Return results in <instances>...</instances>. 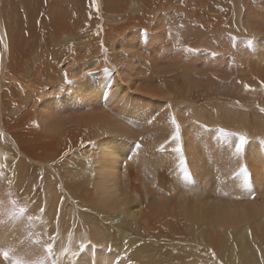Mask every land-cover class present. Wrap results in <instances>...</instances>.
Listing matches in <instances>:
<instances>
[{
    "label": "bare ground",
    "instance_id": "1",
    "mask_svg": "<svg viewBox=\"0 0 264 264\" xmlns=\"http://www.w3.org/2000/svg\"><path fill=\"white\" fill-rule=\"evenodd\" d=\"M16 1L21 6L18 14H17V3H15ZM83 1L84 0H0V35L4 36L5 43L7 44V48H5L3 45H0L2 51V55H1L2 58L0 60V85L3 84L1 82V79H4L7 73L5 72L7 67L9 70L8 72H12L14 75L17 76L18 82L20 80V81H26V83L30 82L29 84H31L33 81L36 82V80H40L41 78L44 77L48 78L47 81L49 82V84H55L57 80L60 82V79H57L55 77L54 71H60L61 67L66 64V60L71 57V55L73 54V50L75 49V47L73 46L83 44L84 42L89 40L90 36L96 35L97 32L101 30V28L95 26L97 22H100L102 25H106L107 23L114 21L111 24V26L106 25L104 27L105 29L111 30L113 33L125 34L127 28L129 27L138 28L142 26L141 28L143 29V25L147 27L146 31H150V32H153V30L155 31V27L153 28L149 27L148 14L152 16L158 12L153 8L157 7V3L159 0H136L132 5L128 4L127 0H110V4L105 6L103 11L97 16H95V14H91L90 13L91 9H90L88 11L89 12L88 15L91 14L89 16L90 18L89 19L86 18V20L87 19L88 20L87 21L85 20V23L83 21L77 22L72 19L73 12L77 10L74 9L76 8V4L82 7V5H80L79 3ZM196 1L198 2V0H190L189 2L188 0H180L179 2H177L182 4L180 5V7L175 6V9H177L178 11V15H176L175 12L174 14L176 16H173L174 18L172 17V19H165V17L163 19L160 18L162 16V13L160 14L161 16L157 15L158 17H156L155 19L153 18L155 20V23L157 22L162 23L161 24L162 34L168 35L165 41H172V43L170 42V44L174 45L173 40L171 39H174L176 42V36L177 34H179L180 37L179 44H181L179 46L182 45L184 46V44H187L190 40H192V38H194V40L196 39L197 41L203 42V44L205 45L204 49H206V52L210 50L217 54L233 55L234 52L230 50V47H228L229 45L227 44L228 42L227 39L223 37H216V34L215 37L212 36L213 34L212 30L218 29L219 26L210 25V20H208L210 18L208 16L204 18L203 16L200 15V18H198L197 15L194 14L192 10H194L195 8L194 5L192 6V4H194V2ZM202 1L203 2L205 1V3L211 2V0H202ZM119 2H121L120 6H118ZM244 2L245 0L244 1L239 0L237 2L239 5V14L237 19H235L236 23L233 24V25L237 24V27L235 25L236 29H238V27L241 26L245 29L243 30V28L241 27V29L239 30L240 32L247 31V21L251 17L249 15L248 18L247 17L248 15L246 16L243 14V9L245 7ZM232 3L231 5H233ZM69 4L71 5L69 6ZM189 6H192V8ZM208 6H210V4ZM169 8L170 7L168 6L164 8V10H169ZM248 9H250V7ZM44 10L46 11L45 13H43ZM49 10L50 12L48 14ZM199 11L201 12L202 10ZM190 13L193 14L191 15V17L195 19V22H193V19H189L188 17H186V15ZM257 15L255 19L258 17ZM47 16L49 21L47 20ZM163 16L165 15L163 14ZM75 17L76 16H74V18ZM84 17L85 16H83V18ZM257 20H259V17L257 18ZM24 21H27V23L29 22L28 27H25L27 28L25 31L23 29H20L18 26L21 23V27L24 28L25 26ZM124 23H127L129 25L126 26L124 25ZM239 24L241 26H238ZM257 24L260 27L261 24L260 25L259 23ZM257 24L255 25L257 26ZM165 25L169 27V31L164 29V27L167 28V26ZM180 25H183L182 29L179 27ZM201 25L203 27H201ZM80 30H84L85 36L78 35V38L75 39L73 36L77 34ZM250 30L251 31L242 32V33H239L238 31L236 32L237 33L236 35L237 37L238 35H241L243 37V35L247 33V35H250L252 38H254L261 33L260 31H257L255 28H252ZM170 32L171 35H169ZM18 33L20 35H18ZM153 34L154 33H152V35ZM111 36L114 37L113 34ZM262 41L264 40L262 39ZM19 42H21V46H17ZM146 43L148 44V42ZM121 46L122 45L120 44V48L123 49ZM174 49L176 48L173 46V48L170 51L173 52ZM112 50L113 52L115 51L114 48H112ZM126 50L128 52V49ZM167 50H166V54L169 52V50L168 52ZM141 51L142 53L144 52L143 47ZM146 51L147 50H145V53L148 54V52ZM159 52L157 53L162 57L163 56L161 54L162 52L161 53ZM241 52L242 51H240V54L238 55H240V58L241 56L242 58H244L243 56L244 54L242 55ZM163 54H165V51ZM245 54L247 59H249L248 58L249 54L247 53ZM258 54L260 56L261 52H259ZM223 55L219 56L217 60L221 59ZM234 55L236 56V54ZM238 55L235 57L236 59H238L237 58ZM48 56H52L54 60L58 63L56 67L50 65V68H48L41 63V61L44 58H47ZM140 56L141 55H139L138 57ZM155 56H157V54H155ZM168 56L169 55L167 54V57ZM131 57L133 59V56ZM147 57L149 59L150 57L149 54ZM181 57L179 58L183 59V57L182 58ZM134 58H137V56ZM157 58H156L157 62L162 61L160 59L158 61ZM152 60L155 61V59ZM164 60L166 61V59ZM141 61L144 62V60ZM245 61L247 62L246 59ZM245 61L242 62L245 63ZM250 61H253V59L249 60V62ZM261 61L262 60L260 59V63H259V61L255 60L256 63H259L260 67L264 64L263 63L264 61L262 62ZM145 62L150 63L149 61H147V58ZM238 62H240L239 59ZM255 62L253 63V65L256 64ZM243 63H241L242 64L241 65L240 63L235 64L234 62V64L232 65L235 68L232 65H230L229 69L231 66L233 67V70H231L232 67L230 70L233 71L234 75H236L237 71L239 70V67L242 71L241 66L244 69L246 68L247 65H249L248 68L249 69L251 68L253 73L257 70V69L253 70L254 68H252V66L250 67L251 62L249 64H243ZM222 65L223 63L221 64V66L220 65L217 66V68L222 67ZM235 65L236 66L238 65L237 66L238 69H236ZM243 65L246 66L244 67ZM259 65L257 64L254 66H259ZM131 66L129 68H131ZM140 66L141 65H138V67ZM209 66L212 67L210 64ZM93 68H94V63L92 60L90 61L89 64H84L78 68H74L72 70V73H70L71 78H74V80L72 81V83H70L69 88H65V90L62 93L60 92V90H56V92L59 91V93H55L53 96L49 95L50 97H45V96L43 97L42 95L39 94H36L35 96L33 95L32 97H29L27 95L28 97H26L25 95H23V93L17 94L16 97L17 118L16 115H14L10 110L9 103H11V100H9L10 98L8 97L9 95L3 93V91L0 90V134H2L0 135V143L3 144V147L0 145V152L3 151V148L7 149L6 148L7 146L5 144H11V147L13 149V151H11L13 155L12 161H13V157L17 161V166L15 165L10 172H6L4 170L8 179L12 181V185L10 187L7 180L2 179L3 181H0V201H2L3 203L6 202L5 200L8 199L9 191L18 192V190H21V188L24 187H25L24 189L27 188V190H29L28 188L31 185L28 184V181L30 180V178L29 179L27 178L29 174L30 175L33 174L32 176L35 177L34 179L35 181L36 179H41V176L43 180V182H40V184L35 183L37 186L39 184L40 189L38 188L39 189L38 192L32 190V192H37L38 195L36 194L35 196H33L32 192H31L32 194L25 192L24 194H28V195H24V194L21 195L19 192L24 190L22 189L21 191L18 192L20 195L17 193V198H19L18 195L21 198H23V201L24 199L29 198L31 199L29 200L31 201L29 203V206H35V205L37 206L38 204H40V207L38 206L39 209L42 207L45 208V212L42 217V222L34 221L32 223V227H29V225L26 224V222L28 221L24 223V221L27 219L26 213L24 214L25 216H23L25 217V219L23 220L21 218L22 217L21 215L15 216L12 214L13 213L12 206H10L12 207L11 209L8 208L10 211H8V209L5 208V217L7 215V218L5 217L4 218L5 220L8 219L9 222L8 224H6V226L1 225L2 227L0 226V230L3 229L6 230L7 234L11 235V237L13 236L16 237L17 234L18 235L21 234L23 237H29L28 235L26 236V234H28L29 232L31 233L32 236L31 239H36L38 236L39 238L40 237L45 238L49 235L55 236L54 241H56L58 244L54 246L55 250L54 249L53 250L56 253L57 251H59V249H62L61 250L62 253H64L66 250L68 255H66L67 257L64 258L65 259L67 258V264L69 263L68 262L69 260L70 261L72 260L71 261L72 264H261V257L264 256V192H263L264 186L261 188L262 189L261 192L259 188L261 186L259 185L258 187L256 186L258 182H255V179L256 181L259 180L258 178L262 174L260 170L264 169L263 168L264 152L262 151L264 148H262L260 144V146H257L258 148L257 150L256 146L253 144H255L256 141H258L255 139L257 138L256 134L258 133L256 132V134H253L252 133L253 130H251L250 128L249 129L251 131L248 132L249 130L247 129V127L248 126L251 127L252 125L255 126L256 124H257L255 126L256 130L257 128L258 129L261 128V126L264 127V119L261 120L259 119V121H262L259 122L257 121V117L256 118L254 117L249 118L248 116L246 117L245 115H247L250 112L248 111V109L246 112H244L245 106L242 107L244 102L243 103L239 102L242 103L240 104L242 108L239 106L241 110L240 108H237L238 103L237 106L235 105L236 103L235 100H234L235 103L231 105L233 107L231 106L229 107L228 105H226L227 103L223 104L224 102L223 103L221 102L222 105L220 103H218L220 105L218 104L216 105V102H214L215 100H217L215 99V96L223 97L222 99H224L227 97V95H229L228 92L231 93L237 92L236 89L239 90V87L235 85L240 83L239 80L242 79L241 82H243L244 79L247 78V75L242 74V72L246 71L248 68L244 69V71L242 72L240 71L241 77L243 76L244 78L242 77L241 79H239L238 75L236 76L239 80L236 79V76H234L235 77L234 80L229 78V80L231 79L233 81L231 87H236L235 90L234 88H232L234 91L232 89L230 91L231 87L228 88L229 87L227 84L228 80L226 81L219 80L222 74L221 76H219L220 74L217 73L219 74L218 76L220 78L218 77L216 78L220 82L215 80L214 77H213L214 80L212 79L213 81L210 80L212 78V75L214 74L216 75V73H214L216 71L215 70L216 66L215 68L212 67L214 68L215 71L210 72L212 73L211 76L208 70H207V73H209L208 75L207 73H204L206 70L203 71V74L209 76L210 79L207 78L206 76L202 78L201 77L202 74L194 75V79H193L191 78L192 74L189 73L188 75L180 78L181 80L180 84L173 83V88L174 91H177V93L179 91L182 94L181 97H179V99L185 98L186 95H188L189 97V94L191 93L192 89L196 88L197 86H200L207 94V96L206 95H204L205 97L203 96L204 100L206 97H207L206 98L207 101L213 98L215 99V100L213 99L214 100L213 103L209 102L210 104L211 103L215 104L214 110L210 114L212 117L209 118V120L204 119L205 115L204 112H202L203 110L202 109L200 110V108H197V106L195 107L196 104L194 105L190 104L192 107L188 104L189 108L187 111L190 116L188 115L189 117L186 118L187 119L186 122H188L198 130H200L199 128H201L200 125H204V124L211 125L212 122L215 120L216 125H218L217 128V126H215L214 124V126L216 127L215 129H219V127H224L229 129V131H231L230 128L235 126L236 123L237 125L241 124L239 125V129H240V126H242L243 124L241 122L242 120L245 119L244 117L247 118L245 119L246 121L249 119L247 122V126L244 125V127L246 126L245 128L247 129L248 133L253 134L252 139L250 138L251 137L250 134L245 133L246 129L243 126H242L243 128L241 127L242 130L241 129L239 130L240 132L238 131L235 132L243 134V130L245 129L244 134L248 135V137L250 135L249 139L251 140V142H255L252 145L250 144L251 147L250 145L247 146L249 148L255 146L253 147L256 148L254 149L255 152L253 149H249L251 151L248 150V153H245V155L247 154L246 157H248L249 159L251 157L254 158L255 156L256 162L254 163L253 161L248 160V158L247 160L244 161L245 163L249 162L247 163L248 165L247 167H249L248 168L249 172H252L250 174L252 175L254 173V175H252L253 176L252 180L254 177L255 179L254 181L251 180L252 181L251 187L254 186L253 184H256L255 187L258 188L257 189L258 191H260V192L256 191L254 187L251 188L252 190L254 189L252 191L253 193H255L254 198L248 197L246 194H244L242 190H240L239 195H237L238 192L236 194L235 189L237 191H239L240 189L238 188V186H236V184L239 185L238 183H240L238 182L239 181L238 179L237 180L233 179L232 181V179L229 178L230 180H228L229 182L230 181L233 182V184L232 182H230V184L228 182V184L232 186H234V180H235L234 188L232 186L228 188L229 185L226 183L227 181L222 180L221 183L219 182L220 187L218 186L220 190L218 191L211 190V187H213L212 185L213 182L212 183L210 182L211 181L210 176L212 174L209 170L211 169L213 170V168L209 170L207 168L209 167L208 165H210L209 163H211V160L213 158L210 157L211 160H209L210 159L209 157H208L209 159H206L209 160L208 164H206V160H205V168L203 169V165L200 164V159L202 157V154L200 152L203 151V148L200 146V142L197 141L198 139L201 138V136L199 138L198 136L194 135V137H192L193 139L187 138L186 136L185 137L183 136L184 138L182 137V141L183 139H185L184 151L187 158L188 166L190 168V172L193 177V182L191 184H186L181 181L179 176L176 174V169H175L176 161L167 160L169 157L164 156V154L168 152L161 153L158 151L160 144L163 143L166 139H168L172 133L173 129L170 123V115L174 114L178 121L180 120L178 117H182V115H179L180 113L178 114V112L176 111L175 106H174L175 109L173 108V110L175 111H172L171 109V107L173 106H171L167 111L164 110V112H161V115L154 121V124L150 125V127H144V129L142 130L143 132H138V133H136V131L135 132L128 131L130 130V128L125 127L126 124L120 125L117 120L111 119V117L107 113L105 114L100 113L98 116L97 115L95 116L94 113L93 115H90L87 120L83 122L75 121L74 119L72 120L71 116H63L64 113L68 112V108L63 103H70L72 101L71 99H68V97H65L69 95V93L72 92L75 95H78V97L81 98L82 100H93L100 96L102 91V85H98V84L102 80H104L107 83L109 77L102 76L99 74H98L99 76L97 74L91 75L90 72L93 70ZM261 68H262L261 71L264 70L263 69L264 65ZM223 69L224 71H222L221 68L218 69V72L220 73L223 72V74L224 72L225 73L227 72L226 74H228V70H229L228 67ZM249 69L248 71L251 72ZM141 70L142 69H140V71ZM190 70L191 69H189V72ZM234 70H236V72ZM170 72H172V70ZM130 73L128 75H130ZM226 74H224V77L227 76ZM233 74L231 72V75ZM254 74H256V72ZM26 75H28L27 78ZM258 75L263 76L264 74L260 73ZM258 75L257 77H260ZM132 76L130 78H132ZM252 76L254 75L252 74ZM235 79L236 82H234ZM61 82L64 83L66 81L64 79H61ZM25 85L26 84H24V86ZM42 85L46 86L45 84ZM42 85H39V87L41 86L44 89ZM246 85L249 86L251 84L247 83ZM20 86L22 89V85ZM26 86H30V85L27 84ZM39 87L37 86L36 88ZM33 88L31 90H33ZM36 88H34V90ZM249 88H251L252 90L254 87L249 86ZM243 89L244 88L240 89V92L238 91L239 93L238 92L237 93L242 94L241 92L243 91ZM195 90H193V92H195ZM248 90L249 89H247V91L244 90L243 95L244 96L247 95L246 98L249 101L250 99H248V97L250 92H248ZM26 92L24 94H26ZM252 92L254 91L252 90ZM254 93H258V92H254ZM146 94L147 93H145L144 95ZM234 95L231 94L233 98ZM243 95H241L242 98L244 97ZM252 96L253 95L250 94V97ZM254 96L259 97L257 96V94ZM196 97L198 98L199 96L196 95ZM228 97H230V95ZM114 98H115L114 94H111L108 96L107 99L113 100ZM129 98L130 96H128L126 101L123 102L120 106L116 107L115 110L113 109L114 114L118 118H121L123 116L124 109L128 107ZM153 98H151V100ZM56 99H58L57 102ZM239 99L240 98H238V100ZM258 99L255 98V100L253 101L254 102L256 100L259 101ZM28 100H30V102ZM193 100L194 103L200 102V100L196 98ZM243 100L246 99L243 98ZM27 101L28 103H31L35 107L38 106V108H40L41 111L44 109H48V113L46 114L41 112H40L41 114L39 113L42 116V121L44 123L41 122V120L38 121L36 119H33L30 120L32 121V123H34L32 124L29 120H27V116L25 112V109L27 110V108L24 107V104ZM191 101L188 100L187 103H190ZM248 101L246 103H248L247 105L249 107L254 104V102L252 103L251 100L249 102ZM91 102L92 101L80 102L82 105L81 110L88 109L90 107ZM97 103H100V101H97ZM54 105L56 106L54 107L53 111L49 112V109ZM260 105L258 104V106ZM248 106L246 107L248 108ZM255 106L257 105H254L253 107ZM153 107H157V106H153ZM129 109L137 114H140V117L137 119V116L134 113L125 109V113L127 117L136 119L133 120V123H130L136 130L143 126L147 116H149L152 113V109L150 106H147V109L144 110L146 112L143 111V113H141L139 109H132V108ZM254 109L251 108L250 110H254ZM238 110L244 113L242 114ZM259 110L260 109H255V111H252V113L260 112ZM36 114L38 116L37 112ZM242 115H244L243 118ZM82 119L85 118L83 117ZM253 119L254 120L256 119L255 121H257V123L253 121L255 125L251 124L250 126V123L252 122L250 120ZM126 122L129 123L130 119L128 121L126 119ZM214 126H212L211 129H213ZM236 127L232 128V130L233 131L234 129L238 130V127L237 128ZM263 127L257 130L258 132L260 131L258 135H261L262 132L264 133ZM188 130H191V128ZM192 131L194 132L196 130L192 129ZM193 132H188V133L193 134ZM189 134L187 136H189ZM122 135L129 136L130 139H134L133 142H135V145L136 143L140 145V148L136 150L138 151L137 155H134L133 152L135 150L134 151L131 150L133 148H130L131 146L128 145L127 141H122L121 139V137H123ZM204 135L207 136V134H203V137H205ZM255 135L256 137L254 138ZM258 142H260V140ZM258 142L257 144L259 145ZM82 143H83V147L81 146ZM212 144L213 143H211V145ZM216 144L218 145L215 146L213 145L214 151H215V147L218 146L219 149L221 150L222 148L220 146H222L223 147L222 151L225 150L224 151L225 153L222 152L221 154L219 153V151L217 152L220 154V156L223 157V154H225L227 157L226 152L229 153V151H226L227 150L226 147L220 145L221 143L219 141ZM208 147H209L208 150L210 151L212 146L209 145ZM259 147L262 149L260 150ZM32 151H36L39 153L43 152L44 154H42L43 156H40L41 158L30 157L29 154L32 153ZM258 151L260 153L262 152V154H260ZM124 152L126 153L124 154ZM251 152L252 154L253 153L255 154L257 152L256 154L257 155L260 154V155L257 156L256 154L255 155L253 154L254 155L253 156ZM39 153L37 155H39ZM65 153H67V155H65ZM170 153L167 155H170ZM199 153L201 154L200 157H198ZM212 154L214 155L213 151ZM212 154L210 153V155ZM248 154L250 157L248 156ZM128 156L133 157L134 161L129 164L126 163L125 165L124 163L127 161L125 159ZM171 157L174 158V156ZM258 157L260 158L258 159ZM217 158L216 160H218L220 157L218 159ZM253 158L251 159L253 160ZM220 161H222V159ZM257 161L259 163L262 162L263 166L261 168H260L261 164L257 163ZM214 162L216 163V161H213V163ZM252 162L253 165L249 166L252 164ZM215 163L213 164L214 166H216ZM221 163L223 164L224 162L222 161ZM256 163L259 165H257ZM122 164L123 167H121ZM254 164L257 165L256 166L258 168L257 170L256 167H254L255 166ZM198 166L200 167L199 169L200 185L197 184ZM223 166L222 168L228 167V166H224V167ZM217 167L218 169L220 168L219 166ZM251 167L252 169L254 168L256 171L260 169L258 171L260 172L259 173L260 175L258 176L257 172H256L257 174L253 172L255 170L254 169L251 170L250 169ZM231 169H234V167L232 166ZM231 172L229 174H231ZM256 175L258 176V178L256 177ZM263 175H264V170H263ZM262 178L264 181V177ZM262 178L260 179L261 182H262ZM214 180L217 179L214 178ZM225 183H226V188H225ZM217 185L218 183L215 186ZM262 185H264L263 182ZM225 189H227V191L231 189L232 191L231 190L230 191L232 192V194L234 193L235 196L236 195L237 196L232 197L228 194L227 195L222 194L225 192L224 191ZM37 201L38 204L37 203L33 204V202H37ZM22 204H19V206H22ZM26 204H28V202L24 203L23 207H26ZM26 208L29 207L27 206ZM34 208L35 210L33 211H36V213L33 214V216H36L37 214H38L37 216L41 215L39 209L36 207L33 208L30 207L27 210ZM33 211L31 210V213H33ZM2 216L3 214L0 215V218ZM57 216L59 218L58 223H57ZM249 231L251 232V235L249 234ZM15 237L13 238L15 239ZM18 237L21 236H17V238ZM3 239L5 240L1 243V247L6 246L5 243H7L8 241V239L6 238ZM41 239L43 240V238H40V240ZM20 240L22 241V239ZM24 241L26 245V243H28L27 241L29 240L25 239ZM11 243L13 242L11 241ZM30 243L33 244L32 241ZM171 244H173L172 247L174 249L176 248L175 252L169 250ZM25 245L23 244L25 249H23V251L20 254L21 260L25 262L34 263V261L35 262L38 261L39 259L38 256L40 257L42 256L41 258H44L43 257L45 256L44 254L43 255L36 254L38 256H33L34 251L40 249L41 244L39 245V248H37V246L36 248H34V246L33 245L31 246L29 243L27 244V247ZM23 246L20 247L22 248ZM257 249H259V251H257ZM83 250H86V252L85 251L81 252ZM213 252L215 253V257H213L212 255ZM56 253H54L53 258L56 259L57 264H66L65 263L66 260H63V258H61L63 254H61V256L58 257L57 255L59 254ZM35 257L36 259L37 258L38 259L37 260L34 259ZM205 258H209L210 261L204 260ZM46 264H51V261L46 260Z\"/></svg>",
    "mask_w": 264,
    "mask_h": 264
},
{
    "label": "rangeland",
    "instance_id": "2",
    "mask_svg": "<svg viewBox=\"0 0 264 264\" xmlns=\"http://www.w3.org/2000/svg\"><path fill=\"white\" fill-rule=\"evenodd\" d=\"M136 0H127V3L128 4H133L134 2H135ZM175 1H176V3L177 2H179L180 0H159L158 1V3H157V7H155V8H153V9H155V10H157L158 12L157 13H155L154 15H152V16H150L149 14H148V20H149V27L150 28H153V27H155V31L153 30V32H150V31H146L147 30V27L146 26H144L143 25V29L141 28V27H129V28H127V31H126V33L125 34H122V33H113L111 30H109V29H105L104 27L106 26V25H110L111 26V24L114 22V21H111L110 23H107L106 25H102L100 22H97L96 24H95V26H97V27H99V28H101V30H99L98 32H97V34L96 35H94V36H90L89 37V40L88 41H86V42H84L83 44H80V45H76V46H73V47H75V49L73 50V54L71 55V57L69 58V59H67L66 60V64L64 65V66H62L61 67V70L60 71H54V74H55V77L57 78V79H60V82L57 80L56 82H55V84H49V82L47 81V77H44V78H41L40 80H36V82H32L31 84H29L30 82H28V83H26V81H20L19 80V82L17 81V76L16 75H14L12 72H8L9 70H8V67L6 68V70H5V72H7L6 73V75H5V77H4V79H1V82L3 83V84H1L0 85V90L1 91H3V93H6V94H8L7 96L8 97H10L9 98V100H11V103H9V106H10V110H11V112L14 114V115H16V118H17V99H16V97H17V94H22L23 93V95H25L26 97H32L33 95L35 96L36 94H39V95H42L43 97L45 96V97H50V96H53L55 93H59V91H57L56 92V90H60V92L62 93L64 90H65V88H69V86H70V83H72V81L74 80V78H71V74L70 73H72V70L74 69V68H78V67H80L81 65H84V64H89L90 63V61L92 60L93 61V63H94V68H93V70L90 72V74L91 75H102V76H106V77H109V79H108V81H107V83L104 81V80H102V81H100V83L98 84V85H102V91H101V94H100V96L98 97V98H96V99H93V100H82L81 98H79L78 97V95H75L74 93H69V95H67V96H65V97H68V99H71L72 101L70 102V103H63V104H65L66 105V107L68 108V112L67 113H64L63 114V116H71V118H72V120L74 119L75 121H79V122H83V121H85V120H87L88 119V117L90 116V115H93L94 113V115L96 116H98L100 113H102V114H105V113H107L110 117H111V119H114V120H117L118 122H119V124L120 125H123V124H126V126L125 127H129L130 128V130H128V131H130V132H135L136 131V133H138V132H143L142 130L144 129V127H150V125H152V124H154V121L161 115V112H164V110L165 111H167L170 107H169V105H171V106H173V107H171V109H172V111H175V110H173V108H174V106L176 107V111L178 112V114L179 115H182V117H178L180 120L178 121L179 123H180V125H181V133L183 134L182 135V137L184 136H186L187 138H191V139H193L192 137H194V135H196V136H198L199 138H200V136H201V138L200 139H198V137H197V141H199L200 142V146L203 148V151L202 152H200L201 154H202V157H201V159H200V164L201 165H203V169L205 168V160L206 159H209L210 157H212L213 159L211 160V158L209 159V160H211V163H209L210 165H206L208 168V170L209 169H211V168H213V170L211 169V170H209L210 172H211V176H210V182L212 183V185H213V187H211V190H213V191H218V190H220V186H219V184L222 182V180H226L227 182V184H228V180H230L229 178H231L232 179V181H233V174H232V172L234 173V171L237 169V167H238V161L235 159V158H231L230 157V152L228 153V152H226L227 153V157H226V155L225 154H223V157L222 156H220V154L219 153H221L222 154V152L223 153H225L224 151H222L223 150V147L222 146H220L222 149L220 150L219 149V147L217 146V147H215V151H214V146L215 145H218V144H216L219 140L217 139V135H216V131L215 130H217V129H215L216 127L215 126H217V128H218V125H216V121L214 120L213 122H212V124L211 125H205L207 128H206V130L205 129H202V128H199L200 130H198V129H196L195 127H193L191 124H189L188 122H186L187 121V119L186 118H188L190 115H189V113H188V108H189V105L191 104V105H194V104H196L195 105V107L197 106V108H200V110L202 109L203 111L202 112H204V119L205 120H209V118H211L212 116L210 115L212 112H213V110H214V107H215V104H212L213 103V101L215 100V99H217V100H215L214 102H216V105L218 104V103H220L221 105H222V103L223 104H225V103H227L226 105H228L229 107L231 106V105H233L235 102V105L237 106V103H238V107L237 108H240L241 107V105L240 104H242L243 102V106L242 107H244L245 106V108H244V112H246L247 111V109H248V111L250 112V113H248L247 115H245L246 117L248 116L249 118H252V117H254V118H256L257 117V121H259V119L261 120V119H264V112H261L260 110V112H254V113H252V111H255V109H261V108H263L264 106V87H262V84H264V75L262 76V75H258V74H264L263 72H264V70H262L261 71V67H263V65L260 67V65H259V63H260V59L262 60V61H264V59H262V58H264V41H262V39L264 40V0H259V2H258V0H245V7H244V9H243V14L244 15H248L247 17L249 18V15L251 16L249 19H248V21H247V31H251L250 29H252V28H255L257 31H260L261 33L260 34H258L256 37H254V38H252L250 35H247V33H245L244 35H243V37L241 36V35H238V37H237V33L236 32H238L237 31V29H236V27H237V24H235L236 25V27H235V25H233L234 23H236L235 22V19H237V17H238V14H239V5H238V1L239 0H211V2L209 3V2H206L205 3V1L203 2L202 0H200V2H199V0H198V4L196 3V2H194V4H192V6L194 5V10H196V11H194V10H192L193 12H194V14H196L197 15V17L198 18H200V15L201 16H203L204 18H206L207 16L210 18V19H208V20H210V25H218L219 26V28L218 29H214V30H212V32H213V34H212V36H214L215 37V34H216V37H223V38H225V39H227L228 40V42H227V44L229 45L228 47H230V50H232L233 52H234V54H236V56L238 55V54H240V51H242L241 53H242V55L244 56V58L246 57V54L245 53H247V54H249V59H247V57L245 58L246 60H247V62L245 61V59L244 58H242V56H241V58L242 59H244V60H242L241 58H240V55H238V59H239V61L240 62H238V59H236L235 57V55L233 54V55H231V54H217L215 57H212L210 54L211 53H213V51H207L206 52V49H204L205 48V45L203 44V42H201V41H197L196 39L194 40V38H192V40H190L187 44H184V46H190V47H192L193 49H195L196 51H194V52H192V53H189V55L188 54H185V53H182V51H177V48H181V47H183V45L182 46H179V45H181V44H177V42H175V40L174 39H171V40H173V43H174V45L172 44H170V42L172 43V41H165L166 40V38H167V36L168 35H165V34H162V23H159V22H157V23H155V18L156 17H158V16H161L160 14L162 13V16H163V14L165 15V16H161L160 18H164L165 17V19H172V17L173 16H176V15H178V11H177V9H175V6H177V7H180V5L182 4V3H175ZM190 0H188V2H189ZM230 1H232V2H230ZM241 1V0H240ZM242 1H244V0H242ZM261 2H262V4H261ZM15 3H17V1L15 2ZM161 3V4H160ZM231 3L233 4V5H231ZM246 3H248V4H246ZM257 3V4H256ZM80 5H82V7L84 8V10H83V8L82 7H80V6H78L77 4H76V8H74V9H77V10H75L74 12H73V16H72V19L73 20H75V21H77V22H81V21H83L84 23H85V20H86V18H90L89 16L91 15V14H95V16H97L98 14H100L102 11H103V9H104V7L105 6H107L108 4H110V0H95V4H93V2H92V0H84L83 2H80L79 3ZM120 4H121V2H119L118 3V6H120ZM174 4V5H173ZM210 4V6H208ZM71 4H69V6H70ZM225 5H226V7H225ZM257 7H256V6ZM170 7L169 8V10H164V8H166V7ZM192 6H189V7H191L192 8ZM208 6V7H207ZM260 8H262V9H260ZM263 6V7H262ZM20 5H19V3H17V14H18V12H19V10H20ZM201 7V8H200ZM250 7V9H248ZM253 8V9H252ZM91 9V11L93 12H91L90 11V15H88L89 14V10ZM96 9V10H95ZM256 9V10H255ZM81 10V11H80ZM94 10V11H93ZM199 10H202L201 12L199 11ZM84 11V12H83ZM96 11V12H95ZM255 11H256V13H255ZM46 11L44 10L43 11V13H45ZM49 12H50V10L48 11V14H49ZM88 12V13H87ZM160 12V13H159ZM176 12V15L174 14ZM247 12V13H246ZM78 13V14H77ZM84 15H83V14ZM86 13H87V16H86ZM249 13V14H248ZM252 13V14H251ZM81 14V15H80ZM258 14V15H257ZM85 16L84 18H83V16ZM158 15V16H157ZM169 15H170V17H169ZM191 15H193V14H188V15H186V17H188L189 19H193V22H195V19L194 18H192L191 17ZM253 15V16H252ZM256 15L259 17V20H257V18L255 19V17H256ZM74 16H76L75 18H74ZM155 16V17H154ZM79 17V18H78ZM253 17H254V19H253ZM46 18V17H45ZM154 18V19H153ZM174 18V17H173ZM262 18V19H261ZM87 19V20H88ZM252 19V20H251ZM47 20L49 21V19H48V16H47ZM86 20V21H87ZM258 21V22H257ZM260 21V22H259ZM249 22V23H248ZM253 22V23H252ZM259 23V25H260V27L258 26V24L257 23ZM24 23H25V26H24V28H22L21 27V23L18 25L19 26V28L20 29H23L24 31L27 29V28H25V27H28V25H29V22L27 23V21H24ZM49 23V22H48ZM212 23V24H211ZM156 24H158V25H156ZM255 24H257V26L255 25ZM124 25H126V26H128L129 24H127V23H124ZM157 27H160V28H157ZM161 25V26H160ZM232 25H233V27L235 28H233L232 27ZM254 25H255V27H254ZM125 26V27H126ZM165 26H167V25H165ZM238 26H241L240 24L238 25ZM249 26H250V28H249ZM232 27V28H231ZM242 27V26H241ZM241 27H238V29L240 30L241 29ZM243 28V27H242ZM260 28H261V30H260ZM164 29L165 30H168L169 31V27L167 26V28L166 27H164ZM234 29V30H233ZM243 30H245L244 28H243ZM157 31V32H156ZM247 31H242V32H247ZM161 32V33H160ZM242 32H240L239 31V33H242ZM111 33V34H110ZM124 33V32H123ZM149 33H150V35H149ZM152 33H154L153 35H152ZM158 35H157V34ZM227 33H228V35H227ZM263 33V34H262ZM113 34V36L115 37H112L111 35ZM18 35H20L19 33H18ZM78 35H81V36H85V32H84V30H80L77 34H75L73 37L76 39V38H78ZM117 37H116V36ZM165 35V36H164ZM236 35V37H237V40H236V44L235 45H233V43H232V41L229 39V37H227V36H235ZM226 36V37H225ZM262 36V37H261ZM114 38V39H113ZM156 38H158V39H156ZM165 38V39H164ZM243 38V39H242ZM262 38V39H261ZM112 39V40H111ZM137 39V40H136ZM151 39V40H150ZM153 39V40H152ZM156 39V40H155ZM161 39V40H160ZM248 39H255L254 40V43L251 45V46H249L247 43H246V41L248 40ZM259 39H260V41H259ZM240 40H243V41H240ZM113 41V42H112ZM116 41V42H115ZM240 41V42H239ZM256 41V42H255ZM120 42H123V43H120ZM125 42H126V44H125ZM146 42H148V44L149 45H151V46H149ZM166 42V43H165ZM241 42H243V43H241ZM116 43V44H115ZM118 43V44H117ZM128 43V44H127ZM158 43V44H157ZM20 44V45H19ZM120 44L122 45L121 47L123 48V49H121L120 48ZM155 44H156V46H155ZM240 44V45H239ZM147 45V46H146ZM159 45V46H158ZM232 45V46H231ZM17 46H21V42H19L18 44H17ZM127 46V47H126ZM173 46L176 48V49H174V51L173 52H171L170 50L173 48ZM204 46V47H203ZM239 46V47H238ZM137 47V48H136ZM142 47H143V53H142V51H141V49H142ZM153 47V48H152ZM162 47H163V49H162ZM167 47H168V50H169V52H168V50H167ZM170 47V48H169ZM232 47V48H231ZM112 48H114L115 49V51L113 52V50H112ZM145 48V49H144ZM152 48V49H151ZM159 48V49H158ZM242 48V49H241ZM263 48V49H262ZM126 49H128V52H129V54H128V52H127V50ZM132 49V50H131ZM137 51H140V52H137ZM139 49V50H138ZM156 49H157V51H156ZM165 49V50H164ZM234 49V50H233ZM236 49V50H235ZM239 51H238V50ZM260 49V50H259ZM106 50V51H105ZM123 50V51H122ZM145 50H147L146 52H148V54H149V59H148V54L147 53H145ZM152 50V51H151ZM166 50H167V54L169 55L168 57H167V54H166ZM177 52H176V51ZM204 50V51H203ZM154 51V52H153ZM160 51V52H159ZM164 51H165V54H163L164 53ZM203 51V52H202ZM0 52H1V54H0V60H1V58H2V51H1V48H0ZM119 52V53H118ZM121 52V53H120ZM127 54H126V53ZM137 52V53H136ZM153 52V53H152ZM157 52H159V53H161L163 56L161 57ZM180 52V53H179ZM259 52H261V54H260V56H259ZM132 53V54H131ZM135 53V54H134ZM152 53V54H151ZM205 53V54H204ZM147 54V55H146ZM152 56H151V55ZM153 54H154V56H153ZM155 54H157V56H158V58H157V56H155ZM113 55H114V57H113ZM115 55H117V56H115ZM130 55V56H129ZM139 55H141L140 57H138ZM145 55V56H144ZM183 57V59H180L179 57H181V56ZM221 55H223L222 56V58L221 59H219V60H217L218 59V57L219 56H221ZM233 56V57H231V56ZM262 55V56H261ZM121 56H123V57H121ZM131 56H133V59H132V57ZM137 56V58H134V57H136ZM251 56V57H250ZM255 56V57H254ZM119 57V58H118ZM130 57V58H129ZM160 57V58H159ZM168 59H167V58ZM181 57V58H182ZM146 58H147V61H149L150 63H148V62H145V60H146ZM156 58L158 59V61H159V59L160 60H162V61H159V62H157V60H156ZM166 59V61L164 60V59ZM253 59V61L255 62V60H257V61H259V63H256V64H254V65H259V66H254L253 65V61H250L251 62V64H250V67L252 66V68H254L253 70H256L255 72H256V74H254L253 72H252V70H251V68L249 69L248 67H249V65H243L244 67L246 66V68H248L251 72H249L248 71V69L246 70V71H244V69H246V68H244L243 69V67L241 66V68H242V71H244V72H242L241 71V69H240V67H239V70L237 71V73H236V75H238V78L239 79H241L242 77H241V75H240V71L242 72V74H245V75H247V78L246 79H244V81L243 82H241V80H239L238 78H237V76L236 75H234L233 74V71H231V70H233V65L232 64H234V62H235V64H238V63H243L244 61H245V63H243V64H249L250 62H249V60H251V59ZM256 58V59H255ZM119 59V60H118ZM121 59V60H120ZM128 59V60H127ZM144 60V62L143 61H141V60ZM152 59H155V61L154 60H152ZM211 59H213V60H211ZM259 59V60H258ZM127 62H126V61ZM134 60V61H133ZM198 60V61H197ZM225 60H226V62H225ZM130 61V62H129ZM131 61H133V62H131ZM138 61V62H137ZM243 61V62H242ZM261 61V62H262ZM216 62H217V65H216ZM238 62V63H237ZM32 63H34V62H32ZM41 63L42 64H44V66L45 67H48V68H50V65H52L53 67H56L57 65H58V63L54 60V58L52 57V56H48L47 58H44L42 61H41ZM128 63V64H127ZM138 63V64H137ZM157 63V64H156ZM223 63V65H222V67H219V68H217V66H221V64ZM155 64V65H154ZM179 64V65H178ZM209 64L212 66V67H214L215 68V66H216V68H215V70H214V68H212V67H210L209 66ZM219 64V65H218ZM240 64H239V66H240ZM124 65H125V67H124ZM132 65V66H131ZM138 65H141L140 67H138ZM146 65V66H145ZM215 65V66H214ZM230 65H232L231 67H232V69H231V67H230V69H229V66ZM242 65V64H241ZM123 66V67H122ZM128 66V67H127ZM131 66V68H129ZM134 66H137V67H134ZM236 66V65H235ZM238 66V65H237ZM237 66H236V69H238L237 68ZM254 66V67H253ZM133 67V68H132ZM210 67V68H209ZM228 67V74H226L225 72H224V74H226L227 76H225L224 77V74H223V72L222 73H220V72H218V69H222V71H224V69L223 68H227ZM256 67H258V68H256ZM260 67V68H259ZM122 68V69H121ZM125 68V69H124ZM235 68V67H234ZM105 69H107V71H105ZM120 69H121V71H120ZM124 69V70H123ZM140 69H142L141 71H140ZM189 69H191L190 70V72H189ZM260 69V70H259ZM264 69V68H263ZM131 70H132V72H131ZM172 70V72H170ZM206 70V71H205ZM207 70H208V72L210 73V72H214V73H216V75L214 74V75H212V78L210 79V77L209 76H206V74H203V71H205L204 73H207ZM126 71V72H125ZM131 73H130V72ZM219 71H221V70H219ZM226 71V70H225ZM232 72V74L233 75H231V72ZM235 72H236V70H234ZM258 71V72H257ZM118 72H119V74H118ZM161 72V73H160ZM230 72V73H229ZM250 73V75H249V73ZM126 73H127V75L130 73V75H126ZM189 73H191L192 74V77L191 78H193L194 79V75H201V77L202 78H204V76H206L207 78H209L211 81H213L214 80V78H215V80H217L218 82H220L219 80H228L227 81V84H228V88H230L231 86H232V84H233V81L232 80H234V76H236V79L237 80H239L240 81V83H238L240 86H241V88H240V86L238 85V84H236L235 86H237V87H239V90L238 89H236V91L238 92H240V89H242V88H244V85L245 84H251V85H249V86H252V87H254L252 90L254 91V92H258V93H254V92H252V90H251V88H249V90H251V91H249L248 90V92H250L249 93V97H250V94H252L253 96L252 97H248V99H250L251 100V102L253 103L254 101L253 100H255V98L256 99H258L259 101H255L254 102V104L253 105H251L250 107L247 105L248 103H246L248 100H247V98H246V96H244L243 94H244V90H246L245 88L243 89V91L241 92L242 94H238L237 92H228V94L230 95V97H228L229 95H227V97L226 98H224V99H222L223 97H219V96H215V99L213 100V99H210L209 101H207L206 100V98H205V100H204V98H203V96L204 95H206L207 96V94L204 92V90L200 87V86H197L196 88H194V89H192V91H191V95L189 94V97H188V95H186V97L185 98H182V99H179V97H181V93L178 91V93H177V91H174V88H173V83L174 84H180V82H181V80H180V78L181 77H184V76H186V75H188ZM209 73H207V75L209 74ZM217 73H219V74H217ZM65 74H67V78H65ZM70 74V75H69ZM211 74L212 73H210V76H211ZM221 74H222V76H221ZM252 74L254 75V76H252ZM98 75V76H99ZM133 75V76H132ZM221 76V78L219 77V76ZM244 75V76H245ZM257 75L258 76H260V77H257ZM27 76L28 75H26V78H27ZM69 76V77H68ZM132 76V78H130ZM240 76V77H239ZM8 77V78H7ZM138 79H137V78ZM214 77V78H213ZM216 77H218V78H220L219 80L216 78ZM223 77H224V79H223ZM233 77V78H232ZM26 78H25V80H26ZM206 78V79H207ZM229 78H231L230 80L232 81H230L229 80ZM244 78V77H243ZM61 79H64L66 82H64V83H62L61 82ZM213 79V80H212ZM236 79H235V81L234 82H236ZM43 80V81H42ZM55 81V80H54ZM216 81V82H217ZM230 81V82H229ZM23 82V83H22ZM25 82V83H24ZM135 82H137L138 83V85H137V83H135ZM230 83V85H229V83ZM245 82V83H244ZM247 82V83H246ZM6 83V84H5ZM141 83V84H140ZM24 84H28V85H30V86H24ZM34 84V85H33ZM42 84H45L46 86H43ZM201 84V83H200ZM227 84H225V85H227ZM235 84V83H234ZM2 85H4V86H2ZM20 85H22V89H21V86ZM33 85V86H32ZM39 85H42L43 87H44V89L40 86L39 87ZM49 85V86H48ZM141 85V86H140ZM242 85H243V87H242ZM39 87V88H36V87ZM26 87V88H25ZM34 87V88H36L37 90H39V91H37L36 89L34 90V88H33V90H31L32 88ZM16 88H18V89H16ZM29 88H31V89H29ZM232 88H234V90H235V88L236 87H231L230 88V91H231V89ZM41 89V90H40ZM118 89H119V91H118ZM162 89V90H161ZM196 89V90H195ZM27 92H26V91ZM54 90V91H53ZM62 90V91H61ZM141 90H142V93H141ZM193 90H195V92H193ZM202 90V91H201ZM233 90V89H232ZM233 90V91H234ZM53 91V92H52ZM143 91H144V93H143ZM149 91V92H148ZM247 91V90H246ZM245 91V92H246ZM26 92V94H24ZM37 92V93H36ZM145 93H147L146 95H144ZM196 93V94H195ZM247 93V92H246ZM13 94V95H12ZM29 94H31V95H29ZM105 94H107V98H108V96L109 95H111V94H114V96H115V98L113 99V100H108V99H105ZM140 94V95H139ZM141 94H143V95H141ZM153 94V95H152ZM194 94V95H193ZM203 94V95H202ZM231 94H235L236 95V97H235V95H234V98L231 96ZM238 94V95H237ZM257 94V96H259V97H255L254 95H256ZM28 95V96H27ZM48 95V96H47ZM50 95V96H49ZM148 95V96H147ZM150 95V96H149ZM196 95L197 96H199L198 98L196 97ZM240 95V96H239ZM241 95H243L244 97L243 98H245L246 100H243V98H242V96ZM128 96H130V98L128 99V107L127 108H125V109H127L128 111H130V112H132V113H134L136 116H137V119L140 117V114H137V113H135V112H133V111H131L129 108H132V109H139L140 110V112L141 113H143V111L144 110H146L147 109V106H150L151 107V109H152V113L149 115V116H147V118H146V121L144 122V124H143V126L142 127H140V128H138L137 130L132 126V124H130V123H133V120H136V119H134V118H129V117H127V115H126V113H125V109H124V111H123V116L121 117V118H118L115 114H114V112H113V109L115 110V108L116 107H118V106H120L123 102H125L126 101V99H127V97ZM142 96V97H141ZM143 96H145V97H143ZM159 96V97H158ZM141 97V98H140ZM148 97V98H147ZM155 99H154V98ZM205 97V96H204ZM255 97V98H254ZM14 98V99H13ZM133 98V99H132ZM137 98V99H136ZM141 100H140V99ZM151 98H153L152 100H151ZM187 98V99H186ZM199 99L200 100V102H195L194 103V100L193 99ZM238 98H240L239 100H238ZM242 98V99H241ZM254 98V99H253ZM59 99V98H58ZM58 99H56V102H57V100ZM221 101H220V100ZM233 99V100H232ZM253 99V100H252ZM182 100H184V101H182ZM188 100L189 101H191L190 103H187L188 102ZM212 100V101H211ZM224 100V101H223ZM227 100V101H226ZM229 100V101H228ZM234 100H235V102H234ZM243 100V101H242ZM249 100V101H250ZM29 102H30V100H28ZM28 101L27 102H25V104H24V107L25 108H27V110L25 109V112H26V116H27V120H33V119H36V120H38V121H40L41 120V122H43L42 121V116L40 115L41 113H48V109H44V110H42L41 111V109L40 108H38V106H33L31 103H28ZM87 101H92L91 103H90V107L88 108V109H84V110H81L82 109V105H81V103L80 102H87ZM97 101H100V103H97ZM149 101H151V102H149ZM202 101V102H201ZM248 101V102H249ZM16 102V103H15ZM142 102V103H141ZM209 102H212L211 104L209 103ZM222 102V103H221ZM233 102V103H232ZM239 102H242V103H239ZM260 102H261V105H260ZM27 103V104H26ZM154 103V104H153ZM199 103V104H198ZM231 103V104H230ZM261 106H258V104ZM189 104V105H188ZM220 104H218V105H220ZM245 104V105H244ZM190 105V106H191ZM254 105H257V106H255V107H257V108H255V107H253ZM30 106V107H29ZM32 106V107H31ZM56 105H54L53 107H51L50 109H49V112H52L53 111V109H54V107H55ZM79 106V107H78ZM153 106H157V107H153ZM213 106V107H212ZM240 106V107H239ZM246 106H248V108L246 107ZM34 107V108H33ZM192 107V106H191ZM190 107V108H191ZM231 107H233V106H231ZM235 107V106H234ZM241 107V108H242ZM79 108H80V110H79ZM157 108V109H156ZM237 108H236V110H237ZM241 108H240V110H241ZM254 109V110H250V109ZM155 109V110H154ZM175 109V108H174ZM36 110V111H35ZM142 110V111H141ZM235 110V109H234ZM240 110H238L240 113H242ZM80 111V112H79ZM82 111V112H81ZM84 111V112H83ZM242 111H243V109H242ZM31 112V113H30ZM32 112H34V113H32ZM36 112L38 113V116H37V114H36ZM41 112V113H40ZM98 112V113H97ZM144 112H146V111H144ZM243 112V113H244ZM28 113H30V114H28ZM40 113V114H39ZM242 113V114H243ZM189 115V116H188ZM244 115H242V118H243V116ZM8 116H10V115H8ZM33 116H36V117H33ZM40 116H41V118H40ZM85 118V119H82V118ZM87 117V118H86ZM125 117V118H124ZM246 117H244L245 119H247ZM259 117V118H258ZM183 118V119H182ZM126 119H127V121L130 119V122L128 123V122H126ZM242 120V122L241 123H243L242 124V126L244 127V125H246L247 126V122H248V120L246 121V120ZM132 120V121H131ZM183 120V121H182ZM184 120H185V123H184ZM256 120V119H255ZM254 119L253 120H250V121H252L251 123H250V126H251V124H254L253 123V121L254 122H256L257 123V121H255ZM149 121H151V123H149ZM246 121V122H245ZM31 123H32V121H30ZM206 122V121H205ZM204 122V123H205ZM259 122H262V121H259ZM44 123V122H43ZM244 123H246V124H244ZM32 124H34V123H32ZM187 126H186V125ZM214 124H215V126H214ZM183 125V126H182ZM185 125V126H184ZM190 125H191V127H190ZM236 125H237V123L235 124V126H233L232 128H235L236 127ZM239 125H241V124H238L237 125V127H238V130H236V129H234V131L232 130V128H230V130L232 131V132H235V131H238V132H240L239 130L241 129V127L242 126H240V129H239ZM249 125V124H248ZM255 125V124H254ZM257 125V124H256ZM255 125V126H256ZM189 126V127H188ZM212 126H214L213 127V129H214V131H213V129H211L212 128ZM245 126V127H246ZM255 126H251V127H247V129L249 130L248 132H250L251 130H253V131H255V132H253L252 131V133L253 134H256V132L259 134L260 133V131L258 132L257 130H259V129H261L263 126H261V128H257V130H256V128H255ZM186 127V128H185ZM193 127V128H192ZM236 127V128H237ZM242 127V128H243ZM244 127V128H245ZM253 127H254V129H253ZM257 127H259V126H257ZM191 128V130H188V129H190ZM219 128H224V127H219ZM251 130H250V129ZM192 129H194V130H196V131H192ZM225 130H227V131H229V129H227V128H224ZM246 129V128H245ZM244 129V130H245ZM247 129L244 131L243 130V134H244V132L245 133H248L247 132ZM263 129H264V127H263ZM242 130V129H241ZM264 131V130H263ZM187 132V133H186ZM188 132H193V134H189ZM242 133V132H241ZM252 133H248V134H250L251 135V137H250V135H249V137L252 139V136H253V134ZM189 134V136H187ZM203 134H207V136H205V137H203ZM258 134H256L257 135V138H255L256 137V135L254 136V138L256 139V140H260V141H264V133L262 132L261 133V135H262V137H261V135H258ZM123 137H121V139H122V141H127V143H128V145L129 146H131L130 148H133V149H131V150H135L133 153H134V155H137V153H138V151H136L137 150V147H136V145L138 144V143H136V145H135V142H133V140L134 139H130V137L129 136H127V135H122ZM248 136V135H247ZM183 137V138H184ZM196 138V137H195ZM194 138V139H195ZM253 138V139H254ZM126 139V140H125ZM184 140L185 139H183V141H182V143H183V146L185 145L184 144ZM255 140V141H256ZM258 141H256V143L255 142H251V140H250V144L252 145L253 143H255V144H253V145H255L256 146V148H257V146H260V142H258ZM133 142V143H132ZM220 142V141H219ZM257 142L259 143V145L257 144ZM211 143H213L212 145H211ZM249 144V145H250ZM0 145L3 147V144L2 143H0ZM6 146H4V147H6L7 149H5V148H3V151L2 152H0V164H6L7 165V167L4 169L6 172H10L11 171V169L16 165L17 166V161L14 159V157H13V161H12V152L11 151H13V149H12V147H11V144H5ZM212 146V148H213V150H212V148L210 149V151L208 150L209 149V147L208 146ZM214 145V146H213ZM248 145V146H249ZM251 145H250V147H251ZM255 146H253V147H255ZM249 148V147H247L246 149V153H248V150L249 149H256V148ZM261 147L262 148H264V145H262L261 144ZM219 150H218V149ZM260 148V147H259ZM262 148H260V150L262 149ZM227 149V148H226ZM214 152V155L212 154V151ZM257 150H258V148H257ZM8 151H9V153H8ZM217 151H219V153L217 152ZM226 151H229L228 149L226 150ZM249 151H251V150H249ZM263 152H264V149L262 150ZM166 152H168V153H166ZM171 149L169 148L168 150H166L164 153H166V154H164V156H168L169 158L167 159L168 161H174L175 160V158H173V157H171V156H174V154L172 155L171 153ZM253 152V151H252ZM252 152H251V154H252ZM254 152H255V150H254ZM259 152V151H258ZM39 152H36V151H32V153H30L29 155H30V157H34V158H41L40 156H43L42 154H44L43 152H40L39 153V155H37ZM126 152H124V154H125ZM170 153V155H167V154H169ZM199 153V155H198V157H200L201 156V154ZM210 153L212 154V155H210ZM218 153V154H217ZM257 153V152H256ZM255 153V154H256ZM260 153V152H259ZM250 154V153H249ZM249 154H248V156H249ZM254 154V153H253ZM252 154V155H253ZM254 154V155H255ZM260 154H262V152L260 153ZM260 154H258V155H260ZM264 154V153H263ZM8 155V156H7ZM163 155V154H162ZM225 155V156H224ZM253 155V156H254ZM257 155V154H256ZM257 155V156H258ZM219 158H217V157ZM247 156V154L245 155V157ZM131 156H128V157H126V159L125 160H127L124 164L126 165V163L127 164H129V163H132L133 161H134V159H133V157H131ZM207 157V158H206ZM209 157V158H208ZM222 157V158H221ZM250 157V156H249ZM262 157V156H261ZM263 157H264V155H263ZM262 157V158H263ZM10 158V159H9ZM216 158L218 159V160H216ZM247 158L248 157H246L245 159H244V161L245 160H247ZM251 158H253V157H251ZM249 159L248 158V160H250V161H253L254 163L256 162V159H255V156H254V158H253V160L252 159ZM257 158V157H256ZM260 157H258V159H259ZM222 159V161L224 162L223 164L221 163L222 161H220ZM254 159H255V161H254ZM209 160H206V164H208V162H209ZM229 160V161H228ZM15 161V162H14ZM213 161H216V163H215V165L216 166H214L213 164ZM227 161V162H226ZM258 161H261V160H258ZM257 161V163H259ZM229 162H231V163H229ZM233 162V163H232ZM247 162V161H246ZM253 162H252V164L251 165H249V166H252L253 165ZM245 163V162H244ZM247 163H249V162H247ZM247 163H246V165H247ZM256 163V164H257ZM219 164V165H218ZM233 164V165H232ZM236 164V165H235ZM259 164H261V166H260V168L263 166L262 165V162H260ZM259 164H257V165H259ZM263 164H264V162H263ZM212 165V166H211ZM220 165H224V166H228V167H224V168H222V166H220ZM231 165V166H230ZM255 165V164H254ZM257 165H255L254 167H256ZM217 166H219L220 168V170L218 169V167ZM232 166L234 167V169H231L232 168ZM248 166V165H247ZM38 167V166H37ZM121 167H123V164L121 165ZM215 167V168H214ZM236 167V168H235ZM217 168V169H216ZM222 168V169H221ZM228 168V169H227ZM249 168V167H248ZM264 168V167H263ZM199 169H200V167L198 166V179H197V184L198 185H200V172H199ZM202 169V170H203ZM223 169H225V170H223ZM227 169V170H226ZM251 170H253L252 169V167L250 168ZM258 168L256 167V170H257ZM249 170V169H248ZM255 170V169H254ZM253 171V172H257L258 173V176L260 175L259 173L260 172H258V171ZM263 170L264 169H261L260 171L262 172V174L261 175H263ZM231 172V174H229L230 172ZM214 172V173H213ZM216 172V173H215ZM250 173H252V172H250ZM256 173V174H257ZM33 175V174H32ZM32 175H30L29 174V176H28V178L27 179H29L30 178V180L28 181V184L29 185H31L28 189L30 190H27V188L26 189H24V188H21V190L22 189H24V190H18V192L19 191H21V192H19L21 195H23L25 192H28V193H31L32 192V190H34L35 189V191H37L38 192V190L40 189L39 188V184H40V182H43V180L42 179H36V181L34 180L35 179V177L34 176H32ZM216 177H215V176ZM230 175V176H229ZM252 175H254V173L252 174ZM251 175V178L253 177ZM260 175V177L262 178V177H264V175L263 176H261ZM258 176L256 175V177L258 178ZM32 177V178H31ZM34 177V178H33ZM216 178L217 179V177H219V182L217 181V180H214V178ZM224 177V178H223ZM258 178L259 180H257L256 181V179H255V177L253 178V180L252 181H254V179H255V182H258V184L256 185V184H253L254 186H252L251 188H255V190L256 191H258L257 189L258 188H256L255 187V185L258 187V185L259 186H261V187H259L260 188V191L262 192V187L264 186V185H262V182L264 183V181H263V178H262V182L260 181V179L261 178ZM222 178V179H221ZM33 179V180H32ZM40 180H42V181H40ZM235 180H237V179H235ZM235 180H234V186H235ZM0 181H3L2 179L0 180ZM16 181V180H15ZM216 181H217V183H218V185L217 186H215L217 183H216ZM232 181H230V182H232ZM252 181H251V183H252ZM196 182V181H195ZM230 182H229V184H230ZM238 182H240V181H238ZM261 184H260V183ZM35 184V183H39L38 184V186L35 184V185H33V184ZM226 183H225V188H226ZM14 184V183H13ZM228 184V185H229ZM232 184H233V182H232ZM239 184V183H238ZM197 185V186H198ZM211 185V184H210ZM211 185V186H212ZM227 185V186H228ZM44 186V185H43ZM219 186V187H218ZM230 186H232V185H229V187L228 188H230ZM234 186H232L233 188H234ZM236 186H238L237 184H236ZM32 187H34V188H32ZM217 187H218V189H217ZM37 188V189H36ZM39 188V189H38ZM215 188V189H214ZM221 188H222V186H221ZM232 188V189H233ZM239 188V187H238ZM264 188V187H263ZM3 189V188H2ZM231 189H229L228 191H230ZM240 190L241 189H239V191H237L236 189H235V191H236V194H237V192H238V194L237 195H239V193H240ZM254 190V189H253ZM252 190V191H253ZM225 192L227 191V189H225L224 190ZM227 191V193H228V195H230V196H232V197H236L235 196V194L233 193L232 194V190L230 191V192H228ZM234 191V192H235ZM256 191H254V192H256ZM260 191H258V192H260ZM15 191H11V196H9L8 195V199L7 200H5L6 202L5 203H3V205H4V208H6V209H8V208H12V207H10V206H12L10 203H9V201L10 200H16L17 202H18V205L19 204H22V207L24 206V203H27L28 202V204H26V207L28 206L29 208L31 207V208H33V207H36V208H38V206L40 207V204H38V201L37 202H33V204H38L37 206L35 205V206H29V203L31 202V201H29V200H31V199H24V201H23V198H21L19 195V193L18 192H15ZM37 192H32L33 193V196H35L36 194H37ZM257 192V193H258ZM263 192H264V190H263ZM9 193V192H8ZM17 193L19 194L18 195V197L19 198H17ZM31 193V194H32ZM35 193V194H34ZM15 194H16V196H15ZM245 194V193H244ZM255 194V193H254ZM24 195H28V194H24ZM38 195V194H37ZM241 195V194H240ZM242 195H243V193H242ZM13 196V197H12ZM12 197V198H11ZM9 200V201H8ZM19 200V201H18ZM21 200V201H20ZM25 200H27V201H25ZM230 200V199H229ZM19 202H21V203H19ZM31 205V204H30ZM7 206V207H6ZM29 208H27V209H29ZM39 209V208H38ZM38 209H36V210H38ZM31 210L33 211V210H35V208L34 209H30V210H28L27 212H26V216H28V214L29 215H33V214H35L36 213V211H33V213H31ZM8 211H10L9 209H8ZM15 210L12 208V212H14ZM11 212V213H12ZM38 215V214H37ZM36 215V216H37ZM15 216H17V215H15ZM23 216H25V215H22V219L24 220L25 219V217H23ZM5 217V214H3V216L0 218L1 219V221H0V226L2 225V226H6V224H8V222H9V220L8 219H6L5 220V218H7V215H6V217ZM6 221V222H5ZM27 221V219L24 221V223ZM26 224H28V222H26ZM1 226V227H2ZM25 228V227H24ZM27 229V228H26ZM28 230V229H27ZM24 231H25V229H24ZM0 247H1V243L5 240V239H3V238H6V239H8V241H9V244H8V241H7V243H5V245L6 246H2V247H9V245L11 246V247H14L15 248V250H16V255H15V258L16 259H21V256H20V254H21V252L23 251V249H25V247L23 246V244L25 245V239H27V240H29V241H27L31 246L33 245L34 246V248H36V246H37V248H39V245H36V244H31L30 242L32 241V240H35V239H31V241H30V239H29V237H23L21 234H17V236H21V237H18L17 238V236L15 237V236H13V237H15V239L13 238V237H11V235H9V234H7V231L6 230H0ZM28 233V232H27ZM30 233V232H29ZM29 233L28 234H26V236L28 235L29 236ZM50 236V235H49ZM49 236H47V237H40V238H43V240L41 239V241H43V242H41L40 244H41V247H40V249H37L36 251H34V255L33 256H38V255H36V254H40V255H45V256H43L44 258L46 257V254L45 253H43V246L42 245H44V244H47L48 242L49 243H53L54 244V246L55 245H57L58 243L56 242V241H51V240H49ZM32 237V236H31ZM37 237V236H36ZM39 237V236H38ZM10 239H13V240H10ZM20 239H22V241L20 240ZM47 239V240H46ZM18 240H20V241H18ZM11 241L13 242V243H11ZM48 241V242H47ZM47 242V243H46ZM28 243H26V247H27V244ZM44 243V244H43ZM8 245V246H7ZM30 245H28V246H30ZM20 246H23L22 248L20 247ZM173 246V244H171V247H170V249L169 250H172V252L174 251L175 252V249L172 247ZM19 248V249H18ZM42 248V249H41ZM22 249V250H21ZM54 250H55V248H54ZM53 250V252L54 253H56L55 251ZM58 250V249H57ZM61 250L62 249H59V251H57V253L56 254H59V255H57L58 257H60L61 256V254H63L62 256H61V258H63V260H66V264H67V258L65 259L64 257H67L66 255H68V253H67V251H65L64 252V250H63V252L64 253H62L61 252ZM86 252V250H83V251H81V252ZM61 252V253H60ZM80 252V253H81ZM79 253V254H80ZM82 254V253H81ZM80 254V255H81ZM39 257V259H38V261L40 260V258L42 257H40V256H38ZM34 259H36V257L34 258ZM36 259V260H37ZM72 259H73V257H72ZM2 260V258H0V264H9V262H7V261H1ZM204 260H206V261H210V259L209 258H205ZM72 261V260H71ZM70 260L68 261L69 263L68 264H72V262H71ZM37 262V261H36ZM35 264V261H34V263L33 262H26V264Z\"/></svg>",
    "mask_w": 264,
    "mask_h": 264
},
{
    "label": "snow or ice",
    "instance_id": "3",
    "mask_svg": "<svg viewBox=\"0 0 264 264\" xmlns=\"http://www.w3.org/2000/svg\"><path fill=\"white\" fill-rule=\"evenodd\" d=\"M93 4H95V0H92ZM181 29L183 28V25L179 26ZM201 27H203L201 25ZM239 31V29H237ZM171 35V32L169 33ZM229 39L232 41L233 45H235V42L237 40V37L230 36ZM179 34L176 36V42L179 44ZM246 43L251 46L254 43L253 39H248ZM0 45H3L5 48H7V44L5 43V39L3 35H0ZM106 51V50H105ZM177 51H182L185 54L192 53L196 51L190 46H183L181 48H177ZM212 57H215L217 53L213 52L210 54ZM107 71V69H105ZM65 78H67V74H65ZM262 87H264V84H262ZM244 88L247 90L249 89L248 85H244ZM105 99H107V94H105ZM171 107V105H169ZM261 112H264V108L260 109ZM151 123V121H149ZM170 123L172 125V133L168 139H166L163 143L160 144L158 151L163 153L169 148L171 149V152L174 153L175 158V169L176 174L179 176L182 182L186 184H191L193 182V177L190 172V168L188 166L187 158L184 151V146L182 143V133H181V125L177 121L176 116L174 114L170 115ZM202 129L206 130L205 125H200ZM2 135V134H0ZM217 139L220 141L221 145L225 146L229 152L230 157L235 158L238 161V167L233 173V179H238L240 181L238 187L250 198H254V193L251 189V174L248 170V167L246 163H244L245 159V153L246 148L250 144V139L246 134H240L237 132H231L227 131L223 128H219L216 130ZM262 145H264V141H260ZM83 147V143L81 144ZM137 149L140 148V145H136ZM67 155V153H65ZM7 167L6 164H0V179L7 180L9 186L11 187L12 181L8 179V177L5 174L4 169ZM42 179V176H41ZM217 180L219 182V177H217ZM35 190V189H34ZM9 196H11V192L9 191ZM224 195H227V192L222 193ZM239 198V197H237ZM9 203L12 205L13 209L15 210L12 214L13 215H24L28 210L26 207H22L18 205V202L16 200H10ZM39 212L41 215L39 216H33L28 215L27 221L29 227H32V223L35 222H42V217L45 212V208H40ZM5 214V208L3 205V202L0 201V215ZM59 222V218L57 216V223ZM249 234L251 235V232L249 231ZM29 239L31 240V233H29ZM49 240L54 241L55 236H50ZM33 244L40 245L41 240L39 237H37L35 240H32ZM83 246V245H82ZM54 244L53 243H47L43 246V252L46 254L45 258H41L39 261L35 262V264H46V260H50L51 264H57L56 259L53 258L54 256ZM66 251V250H65ZM259 251V249H257ZM16 250L14 247H0V258L3 260L9 262V264H26L25 261L21 259H16ZM213 257H215V253H212ZM261 264H264V256L261 257Z\"/></svg>",
    "mask_w": 264,
    "mask_h": 264
}]
</instances>
